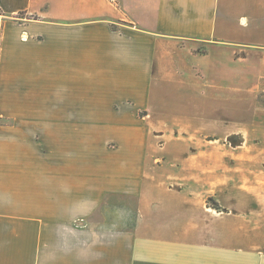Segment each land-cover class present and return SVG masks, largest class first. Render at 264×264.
<instances>
[{
	"label": "crops",
	"instance_id": "obj_1",
	"mask_svg": "<svg viewBox=\"0 0 264 264\" xmlns=\"http://www.w3.org/2000/svg\"><path fill=\"white\" fill-rule=\"evenodd\" d=\"M254 64L264 67V0H0V264H189L190 229L198 264H264ZM207 78L261 118L245 140L231 130L245 172L224 178L216 160L213 224L205 186L170 169L206 164L171 148L205 109ZM223 229H247L244 246Z\"/></svg>",
	"mask_w": 264,
	"mask_h": 264
},
{
	"label": "rangeland",
	"instance_id": "obj_2",
	"mask_svg": "<svg viewBox=\"0 0 264 264\" xmlns=\"http://www.w3.org/2000/svg\"><path fill=\"white\" fill-rule=\"evenodd\" d=\"M111 2V1H110ZM112 4H117L116 2H111ZM205 49L204 46H200L198 48L199 52H203ZM256 71L260 72L264 76V67L255 65ZM242 66H240L241 68ZM214 79V78H213ZM212 78H207V85H206V95L207 98L205 101L201 102V108H203L205 103V109L200 111V116L197 114L194 118H189L187 122L184 123L183 131L180 134V140L182 143L174 146L171 148L172 155L174 156H183L187 158H195L196 156H201L205 158L206 164H186V165H170V169L182 168V171L187 173H191L197 178V183L201 187V189L205 186L206 191H203L202 194L199 196L201 200V204L206 206V211L208 214L207 219L211 221L213 224L214 217L213 215L216 212V208L218 207V203L215 198V172H216V160L218 157H222V171L224 174V178H228L229 174L232 171H246V159H247V148L245 147V143L242 146H234L233 143L237 141V137L232 136L231 130L236 128L237 126L242 127L241 129H236L235 134L243 135V139L245 140V130L246 126H250L254 123V117L256 116V120L259 121V113L250 110L249 105L250 101L245 99L246 97H238V99L232 98L231 94L227 91L222 90V95L217 91H215V84ZM226 82V83H225ZM223 80L222 86L225 88L228 82L227 80ZM244 83V82H243ZM239 82L237 85L239 87H243L244 84ZM236 83L233 84V86ZM261 95V96H260ZM263 93H260L259 99L262 97ZM182 105L184 104L183 108L188 113H195L199 112V103L194 101L182 100ZM198 118L206 124L205 126L201 123L198 124ZM259 118V119H258ZM264 118L260 121H263ZM200 129V130H198ZM239 130V131H237ZM242 132V133H241ZM179 139V138H178ZM238 161V164H234L233 162ZM264 165H261V171H263ZM192 176L191 178H194ZM233 183V182H232ZM236 183V182H235ZM246 182H244L245 184ZM203 184V185H201ZM205 184V185H204ZM223 185L227 186L223 198L225 201L230 200V187L231 181L224 180ZM245 187V186H244ZM192 213L196 210L199 212L197 207H191ZM108 212L114 210L113 206L108 207ZM103 212L101 214L105 218H110V216H114L115 212L112 211V214L109 216L110 213ZM213 226V225H212ZM214 228V227H213ZM209 228L207 229V236L210 237V233L213 234L214 229ZM234 230V232H230L228 229H223L224 237L228 236L237 241V243H231L233 245H241L244 246V241L246 240V236H248L247 229ZM251 232V230H250ZM187 239L190 240L189 248L187 257L189 258L188 261L185 263L189 264H198L193 258L198 257V254L202 252V241L199 240L198 237V229H190L189 236ZM209 242V240H208ZM225 244H229L227 241L224 242ZM228 248V247H227ZM239 248V247H238ZM209 249V248H208ZM231 247L227 250L229 252H233L234 249Z\"/></svg>",
	"mask_w": 264,
	"mask_h": 264
},
{
	"label": "built area",
	"instance_id": "obj_3",
	"mask_svg": "<svg viewBox=\"0 0 264 264\" xmlns=\"http://www.w3.org/2000/svg\"><path fill=\"white\" fill-rule=\"evenodd\" d=\"M111 2H116L117 0H110Z\"/></svg>",
	"mask_w": 264,
	"mask_h": 264
}]
</instances>
